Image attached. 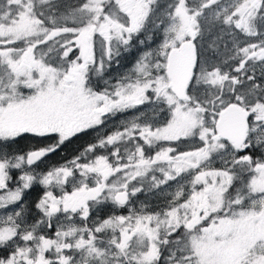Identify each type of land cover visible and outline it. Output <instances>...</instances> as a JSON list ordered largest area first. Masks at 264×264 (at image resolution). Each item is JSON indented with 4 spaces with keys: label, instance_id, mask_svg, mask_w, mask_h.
I'll list each match as a JSON object with an SVG mask.
<instances>
[{
    "label": "snow or ice",
    "instance_id": "1",
    "mask_svg": "<svg viewBox=\"0 0 264 264\" xmlns=\"http://www.w3.org/2000/svg\"><path fill=\"white\" fill-rule=\"evenodd\" d=\"M0 264H264V0H0Z\"/></svg>",
    "mask_w": 264,
    "mask_h": 264
}]
</instances>
